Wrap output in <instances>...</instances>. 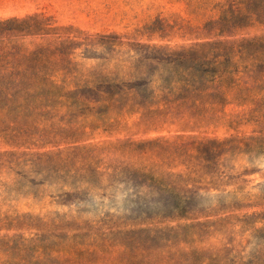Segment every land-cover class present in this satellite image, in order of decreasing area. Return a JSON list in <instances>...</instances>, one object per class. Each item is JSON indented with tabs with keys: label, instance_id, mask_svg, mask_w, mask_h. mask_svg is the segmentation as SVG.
Returning a JSON list of instances; mask_svg holds the SVG:
<instances>
[{
	"label": "rangeland",
	"instance_id": "1",
	"mask_svg": "<svg viewBox=\"0 0 264 264\" xmlns=\"http://www.w3.org/2000/svg\"><path fill=\"white\" fill-rule=\"evenodd\" d=\"M203 1L216 0H0V23L38 19L1 28L4 63L14 68L19 65V70L35 65L37 70L23 71L26 77L49 79L60 88L33 116L37 131L30 128L32 136L7 141L15 115L0 111V218L6 217L3 224L10 227L2 226L0 231V264H123L122 259L130 256L127 246L131 241L140 249L170 254L191 248L210 251L222 248L227 232H240V226L224 224L120 220L130 217L132 201L121 185L111 189L106 199L88 197L64 206L58 202L61 186L56 181L38 187L42 178L27 165L15 170L28 176L21 181L11 171L15 166L9 168L3 157L13 152L65 154L75 146H107L128 138L144 141L190 134L223 140L264 133V125L256 124L190 126L185 131L170 122L149 126L139 112L130 109L132 96L156 93L158 79L170 74L165 60L195 43L203 23L213 16ZM104 81L113 86L100 89L99 102L83 98L85 82L92 87ZM111 92L114 100L109 99ZM231 110L228 107L226 114L241 112ZM230 166L234 173L250 172L242 177L246 192L257 195L262 191L264 159L250 164L239 157ZM63 191L70 190L65 187ZM105 214L113 216L112 220L104 218ZM255 228H264V223ZM233 238L241 241L244 256L261 248L248 232Z\"/></svg>",
	"mask_w": 264,
	"mask_h": 264
},
{
	"label": "trees",
	"instance_id": "2",
	"mask_svg": "<svg viewBox=\"0 0 264 264\" xmlns=\"http://www.w3.org/2000/svg\"><path fill=\"white\" fill-rule=\"evenodd\" d=\"M202 4L210 7L213 16L203 23L195 43L165 60L170 74L158 79L160 86L156 93L132 96L134 103L130 109L139 112L149 126L170 122L183 131L190 126L264 125V0H216ZM34 20L38 19L4 21L0 23V32L4 25ZM4 32L11 31L4 29ZM4 60L1 55L0 111L14 113V127L5 139L17 141L32 136L29 129L36 126L33 116L43 109V102L51 93L60 88L49 79L26 77L23 71L37 70L35 65L19 70V65L9 67ZM8 68L12 71L8 72ZM112 86L110 81L92 87L85 82L83 98L99 102L100 89ZM110 95V100L116 98L112 92ZM230 106L232 112L237 109L241 112L226 114ZM225 117L227 122L221 123ZM3 157L9 168L15 166L13 170L8 168L11 171L24 169L26 165L37 169L32 174L42 178L38 187L56 181L61 186L58 202L64 206L70 205V201L84 202L88 197L106 199L111 189L121 185L132 201L130 217L120 220L140 224L192 222L240 226L238 234L227 232L220 250L191 248L170 254L140 249L131 241L127 246L130 256L122 259L123 264H264V228H255L264 223V188L257 195L246 192L241 186L242 177L250 172L234 173L230 166L239 157L250 164L264 159L262 132L223 140L190 134L144 141L128 138L107 146H75L65 154L13 152ZM20 172L15 173L17 177L27 181L28 176ZM65 187L70 191H63ZM1 218L0 231L3 227L10 229L3 224L8 219ZM104 218L112 220L113 216L105 214ZM246 232L261 248L244 256L241 241L233 237L242 238Z\"/></svg>",
	"mask_w": 264,
	"mask_h": 264
}]
</instances>
